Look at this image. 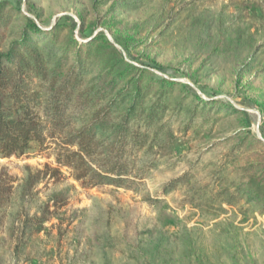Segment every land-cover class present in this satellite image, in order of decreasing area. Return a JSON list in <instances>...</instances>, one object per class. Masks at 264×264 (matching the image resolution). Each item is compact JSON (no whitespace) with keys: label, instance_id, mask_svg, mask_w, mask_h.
<instances>
[{"label":"trees","instance_id":"16d2710c","mask_svg":"<svg viewBox=\"0 0 264 264\" xmlns=\"http://www.w3.org/2000/svg\"><path fill=\"white\" fill-rule=\"evenodd\" d=\"M166 1L180 7L176 15L185 14L192 27L211 33L220 55L247 50L264 57V0H222L216 14L207 0ZM68 29L70 36L59 38L56 29L47 32L20 7L0 1V156L35 150L56 164L26 166L18 189L9 169L0 167V264L7 255L18 264H50L56 255L60 264H79L93 254L96 246L89 243L88 250L87 239L71 255L61 243L70 234L62 210L70 201L68 187H75L39 197L46 182L66 180L63 168L85 191L111 186L137 192L164 160L184 153L182 175L146 193L143 202L157 206L172 196L181 207L211 213L263 211L264 143L245 117L229 122L227 136L216 140L231 113L215 109H237L204 100L177 80H154L145 64L132 62L117 46L130 52L125 38L113 42L101 33L80 43ZM196 142L199 147L191 146ZM220 148L219 158H211ZM54 220L57 235L48 228Z\"/></svg>","mask_w":264,"mask_h":264},{"label":"rangeland","instance_id":"374dc122","mask_svg":"<svg viewBox=\"0 0 264 264\" xmlns=\"http://www.w3.org/2000/svg\"><path fill=\"white\" fill-rule=\"evenodd\" d=\"M9 1L20 7L24 16L37 20L47 32L56 29L59 38L70 36L68 26L71 25L80 43L89 42L101 33L113 42L115 38L127 39L130 52L117 46L132 62L145 64L154 80L162 77L177 80L204 100H218L238 110L215 109L219 114L231 113L216 140L227 136L224 131L230 127L229 122L245 117L256 138L264 143V57L255 59L247 50L220 55L214 49L211 33L192 27V20H187L183 13L178 17L180 7L174 2ZM221 4L222 0H207L206 7L216 14ZM46 36L49 40V35ZM179 89L176 87L175 96ZM199 106L210 107L200 102ZM178 132L186 150V139ZM191 146L199 147L197 142ZM222 152L224 148L210 156L216 159ZM198 153H190L188 157L195 158ZM184 155L179 157L175 152L169 156L137 192L111 186L85 191L73 180L71 171L63 168L66 180L46 182L39 188V197L46 200L67 186L75 187H68L70 201L62 210L64 226L70 230L68 237L61 241L64 251L70 249V255L73 254L77 242L87 239L88 250H92L89 243L96 246V256L93 250L87 261L82 258L79 264H264V209L257 208L253 214L244 216L239 210L221 214L192 208L190 204L181 207L172 196L157 206L143 202L146 193L153 192L171 177L182 175L187 169L181 160ZM45 164L56 166L54 159L35 150L12 158L0 156V167L9 169L17 189L26 179V166L42 168ZM57 226L56 220L48 225L54 235H57ZM51 242L57 244L54 240ZM77 249L82 250L83 246ZM58 259L50 264H60ZM6 261V264H18L10 255Z\"/></svg>","mask_w":264,"mask_h":264}]
</instances>
